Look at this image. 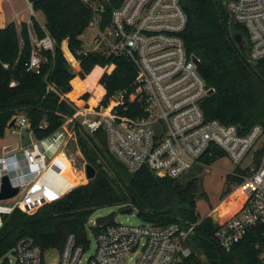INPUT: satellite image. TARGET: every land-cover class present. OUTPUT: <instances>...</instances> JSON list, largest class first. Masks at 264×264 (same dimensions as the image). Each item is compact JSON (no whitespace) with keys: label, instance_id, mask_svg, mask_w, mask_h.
I'll list each match as a JSON object with an SVG mask.
<instances>
[{"label":"built area","instance_id":"1","mask_svg":"<svg viewBox=\"0 0 264 264\" xmlns=\"http://www.w3.org/2000/svg\"><path fill=\"white\" fill-rule=\"evenodd\" d=\"M83 1L92 10L89 27L97 30V45H103L107 54L127 56L136 65L135 94L141 111L134 116L126 114L135 109L128 105L124 92L102 107L82 101V105L73 104L74 114L66 116L52 135L25 146H5L0 157V192L2 178L8 176L19 193L0 201L4 203L0 204V229L4 215L16 209L34 212L70 191L67 181L71 175L63 172V161L57 162L56 157L63 154L62 147L78 127L89 135L103 130L110 151L132 172L147 167L156 174L180 178L213 156L215 150L223 151L246 170V174L233 172L242 177L240 183L232 185L235 196L242 192L239 209L216 221L219 245L232 249L251 230L264 226V150L256 160L257 151L264 148L263 127L257 124L244 131L235 124L206 117L201 103L213 88L207 86L199 71L201 59L188 54L182 35L188 18L181 0ZM226 6L232 21L247 30L250 60L263 59L264 0H226ZM29 7L34 11L30 1ZM109 7L111 16L103 26ZM54 48L48 33L41 39L35 34L29 70L40 66L43 49ZM8 128L21 134L23 129H30V122L19 115L15 126ZM60 133L63 136L51 156L39 150V145ZM196 225L114 222L95 234L96 248L89 257H85L87 248L78 245L71 234L60 264H178L193 252L189 239ZM257 247L262 248L264 258V246ZM46 252L33 237L23 236L7 259L9 264H44Z\"/></svg>","mask_w":264,"mask_h":264},{"label":"trees","instance_id":"2","mask_svg":"<svg viewBox=\"0 0 264 264\" xmlns=\"http://www.w3.org/2000/svg\"><path fill=\"white\" fill-rule=\"evenodd\" d=\"M35 12L44 14L45 25L32 15V28L38 38L48 33L55 48L42 50L43 60L36 70H29L32 54L31 26L15 22L0 27V137H3L12 119L24 115L30 122V130L38 139L55 133L66 116L74 114L73 104L67 94L88 102V88L74 79L79 76L88 84L101 73L95 86L97 97L91 104L106 106L110 99L124 92L134 116L141 111L136 99V65L123 54H105L100 51H84L81 36L89 27L92 10L83 0H29ZM187 14L183 39L189 55L201 59L199 71L207 86L214 92L208 94L201 105L208 119H218L225 124H235L248 131L259 124L264 129V58L254 65L249 58L248 33L245 27L230 18L223 0H181ZM111 8L106 14L105 26L110 19ZM242 34L248 47L241 49L235 35ZM74 56V57H73ZM80 66L76 72L72 63ZM9 64V68L4 65ZM113 66L111 71L108 67ZM75 90H74V85ZM65 97V99L63 98ZM46 123L47 127H42ZM79 144L88 163L96 168V176L87 184L71 189L61 199L47 203L34 212L16 209L3 217L0 229V264H9L7 254L17 240L31 236L44 251H63L66 240L73 234L78 245L88 248L90 239L87 224L99 208L133 206L144 223L163 227L171 223L189 226L197 223L189 239L192 254L183 264H264V226L251 230L232 249L221 247L215 237L217 223L210 216L202 218L197 213L198 185L196 180L181 183L179 178L159 176L149 168L130 171L109 149L103 130L89 135L76 128ZM264 148L256 153L259 161ZM226 156L215 150L213 156L204 158L207 165ZM234 172L246 174L239 166ZM242 181L240 175H227L229 184ZM242 203V192L236 199L223 204L215 214L218 219L236 211ZM101 227L92 226L98 234ZM206 258V263L196 252Z\"/></svg>","mask_w":264,"mask_h":264},{"label":"rangeland","instance_id":"3","mask_svg":"<svg viewBox=\"0 0 264 264\" xmlns=\"http://www.w3.org/2000/svg\"><path fill=\"white\" fill-rule=\"evenodd\" d=\"M4 2L7 3V4L4 3L5 4L4 7L6 8L9 0H4ZM10 5H11L10 7H7V10L9 13L12 14L13 20L16 19L15 13L18 12L24 15H28V14L30 16L34 15L42 26L45 25L44 14L40 11L37 12L32 11V9L29 7V0H10ZM29 21H30L29 24L31 26L34 35L31 19H29ZM96 35H97V30L93 27H88L87 30L83 33L81 39L83 42L84 51H94V50L103 51L102 50L103 45H97ZM73 60L74 61L71 62L73 69L76 72L80 71L81 68L79 66V63L75 59ZM112 69L113 66L107 68V70L109 71H111ZM100 75L101 73L98 74L91 83L93 84V87H87L88 84L85 82L86 79L82 80L79 76H77L74 79V82L76 81V83H79L83 87L88 88L87 90L91 91L90 92L91 98L89 101H91L92 98L97 97V95L95 96V94H97V91L95 90V86L98 85V80ZM74 90H75V85H74ZM68 98L71 101L75 99L74 101H76L78 105H82L83 103L82 101H80V99L74 98L73 95H71V93L70 95H68ZM36 141H38V137L30 129H23L21 134L19 133L14 134L11 132V129L8 128L6 130L5 135L3 137H0V157L4 154L5 146H8L10 148H16V146H25L32 144L33 142ZM65 149H66V154L63 152L65 151ZM61 152H63L64 156H67L68 160L71 163L72 170L68 173V174L71 173L70 174L71 178L68 179L67 181L71 183L70 185L71 189L78 187L80 185L87 184L90 181L86 178V170H85V166L88 162L84 156V153L81 150L76 132L72 135L68 144L62 147ZM248 163L249 160L246 161L244 165L246 166ZM236 167H237L236 163H234L228 156H223L218 158L215 162H213L210 165H207L203 160L201 164L195 165L190 171L186 172L179 178L180 182L184 184L188 183L190 180L193 179L196 180V183L198 185L196 210L197 213H199V215L202 218L206 216H210L214 219L215 222L219 221L220 219H218L215 215L218 212L219 208L229 200L236 199L234 187H232V191L228 193L225 192L229 186V184L227 183V175L233 173ZM0 204H4V203L0 202ZM112 210L117 211L115 219L113 220L116 223H124V224L143 223V221L138 216L137 210H135L131 214H121L120 206L99 208L97 211L93 213L89 223L87 224V235L88 238L90 239V245L86 250L85 257H89L96 248V235L92 230V226H94L96 218L101 215H106ZM229 215H232V213ZM229 215L225 217H228ZM196 252L198 253L199 256H201L203 261H205L204 263H206V258L201 255V251L197 250ZM60 260H61V253L57 250H49L45 253L44 264H60ZM178 264H183V261L179 262Z\"/></svg>","mask_w":264,"mask_h":264},{"label":"water","instance_id":"4","mask_svg":"<svg viewBox=\"0 0 264 264\" xmlns=\"http://www.w3.org/2000/svg\"><path fill=\"white\" fill-rule=\"evenodd\" d=\"M223 1L226 4V0H223ZM235 38H236L237 43L241 47V49H245V48L248 47V41H247V39H245L243 37L242 34H240V33L236 34ZM195 62L197 64H199V61L197 59H195ZM252 63L254 65H257L258 61H253ZM213 92H214V89H210L208 91V94H211ZM15 123H16V118H14V119H12L10 121L9 127H14ZM85 170H86V177H87L88 180H92V179L95 178L97 171H96V168L92 164L87 163L86 166H85ZM157 175L165 176V173L160 172ZM18 193H19V188L18 187H13L11 185L10 181H9L8 176H4L2 178V182H1L0 201L12 198V197L16 196ZM135 210L136 209L133 206L123 207V208H120V213L121 214H131ZM116 214H117V211L116 210H112L111 212H109L106 215H101V216L96 218L94 225L97 226V227H101L105 223L114 220Z\"/></svg>","mask_w":264,"mask_h":264},{"label":"bare ground","instance_id":"5","mask_svg":"<svg viewBox=\"0 0 264 264\" xmlns=\"http://www.w3.org/2000/svg\"><path fill=\"white\" fill-rule=\"evenodd\" d=\"M100 52H103V51H100ZM103 53H105V52H103ZM62 136H63V133H60V134L56 135L54 139L46 140L43 144H41V145L38 146L39 150L42 151L43 153H45L47 156H51L52 153L56 149L57 142L60 141V139H61ZM58 160H62L63 161V168H64L63 169V172L68 174L72 170L71 163L68 160V158L66 156H64V154H60V155H57V157H56V161L57 162H59ZM70 185H71V183L70 182H67V187H70Z\"/></svg>","mask_w":264,"mask_h":264},{"label":"crops","instance_id":"6","mask_svg":"<svg viewBox=\"0 0 264 264\" xmlns=\"http://www.w3.org/2000/svg\"><path fill=\"white\" fill-rule=\"evenodd\" d=\"M4 3H5L4 0H0V27H5L10 22H15L18 25L19 28H20V25H21L22 22H27L29 24V22H30L29 19H31V16L29 14L28 15H24V14H20V13L16 12L15 13V18L16 19L13 20L12 14L9 13L8 10H7V7L11 6L10 5V0H9L8 5H7L6 8L4 7V5L7 4V3H5V4ZM31 37H35V32H34V35H33L32 29H31ZM68 95H70V93L67 94V96Z\"/></svg>","mask_w":264,"mask_h":264}]
</instances>
